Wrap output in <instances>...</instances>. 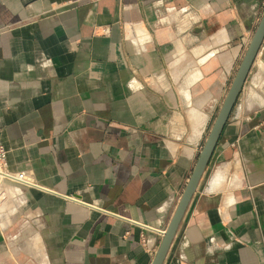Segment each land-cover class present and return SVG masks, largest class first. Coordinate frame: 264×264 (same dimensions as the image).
<instances>
[{
	"label": "crops",
	"instance_id": "obj_1",
	"mask_svg": "<svg viewBox=\"0 0 264 264\" xmlns=\"http://www.w3.org/2000/svg\"><path fill=\"white\" fill-rule=\"evenodd\" d=\"M264 0H0V264H152ZM164 264H264V42Z\"/></svg>",
	"mask_w": 264,
	"mask_h": 264
},
{
	"label": "water",
	"instance_id": "obj_2",
	"mask_svg": "<svg viewBox=\"0 0 264 264\" xmlns=\"http://www.w3.org/2000/svg\"><path fill=\"white\" fill-rule=\"evenodd\" d=\"M264 42V14L255 30L254 36L249 44L245 56L238 68V71L232 81L228 93L224 99L221 110L213 124V127L207 137L205 145L198 157L195 168L182 194L179 204L168 225L166 233L161 241L156 257L152 264H164L168 252L172 246L174 238L184 218L186 210L195 195L199 184L206 172L213 153L217 147L219 139L232 115V112L242 93L252 66Z\"/></svg>",
	"mask_w": 264,
	"mask_h": 264
},
{
	"label": "built area",
	"instance_id": "obj_3",
	"mask_svg": "<svg viewBox=\"0 0 264 264\" xmlns=\"http://www.w3.org/2000/svg\"><path fill=\"white\" fill-rule=\"evenodd\" d=\"M8 151L5 146L0 142V181H9L20 186H33L31 178L22 172H12L8 166ZM166 229L160 230L159 235L163 239Z\"/></svg>",
	"mask_w": 264,
	"mask_h": 264
},
{
	"label": "rangeland",
	"instance_id": "obj_4",
	"mask_svg": "<svg viewBox=\"0 0 264 264\" xmlns=\"http://www.w3.org/2000/svg\"><path fill=\"white\" fill-rule=\"evenodd\" d=\"M263 14H264V8H263ZM263 14H262V15H263Z\"/></svg>",
	"mask_w": 264,
	"mask_h": 264
}]
</instances>
